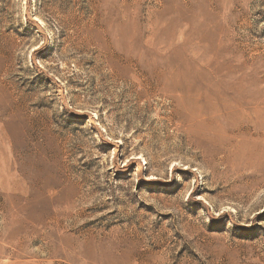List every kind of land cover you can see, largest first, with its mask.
<instances>
[{
  "label": "rangeland",
  "instance_id": "rangeland-1",
  "mask_svg": "<svg viewBox=\"0 0 264 264\" xmlns=\"http://www.w3.org/2000/svg\"><path fill=\"white\" fill-rule=\"evenodd\" d=\"M258 88L264 0H0V264H264Z\"/></svg>",
  "mask_w": 264,
  "mask_h": 264
},
{
  "label": "bare ground",
  "instance_id": "bare-ground-1",
  "mask_svg": "<svg viewBox=\"0 0 264 264\" xmlns=\"http://www.w3.org/2000/svg\"><path fill=\"white\" fill-rule=\"evenodd\" d=\"M249 63H246V65H248ZM245 66V65H244ZM236 67V66H235ZM181 83V82H180ZM180 83H175L174 87H173V91H179L182 93V95H186V90L184 92L183 88L181 87ZM254 85L256 87H258V83L255 82ZM200 88L201 87H197L196 92H195V96H193L191 98V95L188 94L191 99V102H193V107H192V111H193V115L191 116L192 119L201 117L205 111L204 108L206 107H202V105L200 106L199 103L201 101V95H200ZM223 90V89H222ZM255 93V92H253ZM263 91L262 89L258 88V91L256 92V99L254 101V103L252 104V108L249 110L246 109H241V110H237L234 111L232 113V115L230 116V121H229V126L228 127H224L221 129V134H233L235 129H239L238 131L240 133L234 134L235 137H239L238 141H240V143H245V146L239 144V146H242L241 148L244 150H250L251 151V157L253 158L252 155H256V157H261L264 155V102L260 101V96L262 95ZM202 94V93H201ZM218 95V94H217ZM199 98L198 100H195L196 98ZM216 97V96H215ZM244 97V96H243ZM186 98L188 100L187 97H182V101L185 102L186 100L184 99ZM213 98V96H212ZM217 98V97H216ZM203 99V98H202ZM215 99V98H213ZM206 100V99H205ZM217 101V100H216ZM188 102V101H187ZM190 102V103H191ZM239 104H243L246 105L248 104L247 101L242 100V102H240ZM218 105V104H217ZM188 106V105H187ZM196 107V109H194ZM218 107V106H217ZM223 107V106H222ZM220 108V107H219ZM228 108L232 109V105H230ZM191 109V108H190ZM215 110V109H214ZM233 111V110H231ZM188 112V111H186ZM206 112V111H205ZM211 113V112H210ZM226 113V112H225ZM229 114V113H228ZM230 115V114H229ZM228 115V116H229ZM225 118V117H224ZM228 119V118H227ZM189 120V119H188ZM214 121V120H213ZM215 122V121H214ZM210 124V123H209ZM205 125V124H204ZM224 125V124H223ZM200 126V124H199ZM201 127V126H200ZM254 130L253 132H251V130ZM200 130V129H199ZM198 131V130H197ZM237 141V142H238ZM215 142V141H214ZM220 142V141H219ZM235 142V141H234ZM225 143V141H224ZM229 144V143H228ZM238 145L235 143H230L229 146L234 147V151L237 149L236 146ZM220 147V146H219ZM236 148V149H235ZM228 149V148H227ZM233 149V148H231ZM242 150H240L241 152ZM232 152V153H233ZM250 153V152H248ZM235 155V154H234ZM241 155V153H240ZM250 155V154H249ZM248 158V156H247ZM251 160V158H250ZM91 240V239H90ZM96 244V243H95ZM86 246V245H85Z\"/></svg>",
  "mask_w": 264,
  "mask_h": 264
}]
</instances>
